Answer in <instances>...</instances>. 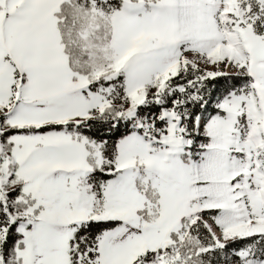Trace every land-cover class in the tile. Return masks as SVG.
<instances>
[{
  "label": "snow or ice",
  "instance_id": "snow-or-ice-1",
  "mask_svg": "<svg viewBox=\"0 0 264 264\" xmlns=\"http://www.w3.org/2000/svg\"><path fill=\"white\" fill-rule=\"evenodd\" d=\"M0 264H264V0H0Z\"/></svg>",
  "mask_w": 264,
  "mask_h": 264
}]
</instances>
